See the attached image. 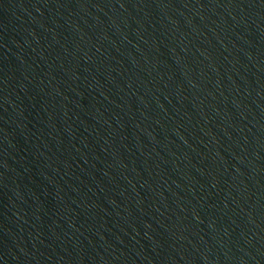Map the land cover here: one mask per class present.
Wrapping results in <instances>:
<instances>
[{"label":"water","instance_id":"water-1","mask_svg":"<svg viewBox=\"0 0 264 264\" xmlns=\"http://www.w3.org/2000/svg\"><path fill=\"white\" fill-rule=\"evenodd\" d=\"M0 264H264V0H0Z\"/></svg>","mask_w":264,"mask_h":264}]
</instances>
